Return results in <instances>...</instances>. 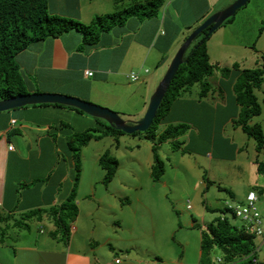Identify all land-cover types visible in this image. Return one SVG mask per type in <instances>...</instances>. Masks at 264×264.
Returning a JSON list of instances; mask_svg holds the SVG:
<instances>
[{"label": "crops", "instance_id": "crops-1", "mask_svg": "<svg viewBox=\"0 0 264 264\" xmlns=\"http://www.w3.org/2000/svg\"><path fill=\"white\" fill-rule=\"evenodd\" d=\"M220 1L168 0L157 16L147 19L131 16L124 24L104 32L95 44L86 43L84 34L73 29L58 37L32 42L16 59L29 92L73 96L141 118L171 59L192 30L211 12H215L214 8ZM48 2L52 13L84 23H90L98 15L121 10L122 5L123 8L129 6V0ZM259 20L263 23V13ZM232 23L216 30L221 32L222 39V44L218 46L219 56L222 46L240 45L241 37L233 34ZM212 45L210 37L208 49L211 61L222 65L223 59L212 56ZM225 53L228 55L232 52ZM259 54V51L253 53L250 64H260ZM236 62L232 59L229 66ZM240 65L242 68L250 67ZM149 66L156 68L152 74ZM86 70H91L93 75L85 74ZM133 70L144 73L140 80L131 81L127 77ZM237 75L236 69L230 72V78H226L228 80L221 75L220 85L227 89V95L222 94L221 89L217 92L215 88L207 96L201 97V89H191L178 98L162 119L158 134L170 125L191 123L197 130L193 129L190 136H194L197 143L205 142L204 138L209 137L212 147L221 153V157L231 153L234 159H242L244 171L251 173L252 189L245 192L239 185L231 190V195L244 202L249 191H256L264 216V174L259 173L257 163L264 160V154L259 153L256 147L253 151L245 149L247 140L246 143H239L227 135L231 127L235 134L238 129L241 130L234 123L240 112L233 87ZM262 90L256 91L259 100ZM97 127L103 125L95 117L63 105H29L0 112V212L18 218L30 210L61 206L71 193V167L75 162L68 145L72 135ZM10 146L13 148L10 149ZM76 204L82 205L81 201H76ZM81 210L83 215L82 207ZM43 220L51 225L50 233L39 227L29 231L18 228L8 231L6 241L0 244V264H201L203 227L196 223L195 217L185 222L189 230H199L196 259L192 262L186 261L185 257L167 258L162 254L149 253L150 249L146 252V248L139 243L119 244L112 241L113 236L109 233L99 241L94 240L95 244L102 246V250H97L77 220L67 230V238L59 232L55 222L47 217ZM81 220L78 218L79 222ZM172 230L173 227L166 234H171ZM181 230H184V226H181ZM256 241L262 243L263 239L257 237ZM108 243H111V248L104 251ZM218 257L223 258L222 252ZM258 258L264 264L261 252Z\"/></svg>", "mask_w": 264, "mask_h": 264}, {"label": "rangeland", "instance_id": "rangeland-1", "mask_svg": "<svg viewBox=\"0 0 264 264\" xmlns=\"http://www.w3.org/2000/svg\"><path fill=\"white\" fill-rule=\"evenodd\" d=\"M233 1L235 0H221L214 8L215 12L211 13L214 14L224 9ZM226 2L228 4L225 6ZM121 7L123 8V5ZM163 13L164 11L161 13V18H163ZM261 13L264 14V0H250L238 10L232 21L231 29L233 34H236L238 38L241 37L240 45L236 47L230 45L225 48L222 46L221 56L218 54L220 52L218 46L222 44L221 32L215 31L211 35L212 56L223 59L222 66L231 65V60L235 59L237 63L253 67L254 65L250 64L253 53L259 51L261 55L264 54V32L259 30L262 26V31H264V24L259 20ZM210 16L204 18L201 23ZM174 18L176 19V16ZM225 51L232 53L227 55ZM163 61L164 59L161 63ZM155 69L149 66L151 74ZM136 71L140 76L144 75L140 70ZM221 75L215 72L208 77V80L213 86L212 90L216 88L218 92L221 89L222 94L227 95V89L221 88L220 85ZM224 78L229 79L230 76H224ZM198 89H201L199 83L194 85L192 91ZM262 89H264V84ZM263 97L264 90L260 93L263 112L255 116L252 123H260L264 129ZM117 113L125 120L135 122L143 118L146 112L141 118L124 112ZM183 124H187L189 128L185 133L162 142L153 136L154 131L112 135V130L106 127H97L99 130L95 133L103 134V136L91 139L87 145H82L83 140L74 138L72 135L68 145L75 162L71 167L73 169V180L70 178L71 193L76 190L74 203L76 204V201L82 203L81 206L76 204L78 215L73 223L77 220L92 242L101 240L106 233H109L113 236L112 241L115 240L119 244L139 243L142 248H146V252L150 249L149 253L162 254L167 258L185 257L186 261L192 262L196 259L199 230H189L185 225L186 220L195 217L196 223L205 228L211 221L222 215L227 202L234 205L241 203L239 197L235 198L231 195V190L237 189L239 185H242L241 190L245 192L251 188L252 176L251 173L244 171L243 160L234 159L231 153H225L227 156L221 157V153L219 154L217 149L212 147L209 137L204 138L205 142L197 143L195 137L190 136L193 129L195 131L197 129L192 127L191 123L183 122ZM232 128L228 129L227 135L239 143L247 140L248 145L244 144L245 149L253 151L257 146L256 139L250 137L242 128L238 129L235 134L236 131ZM211 131L213 132V128ZM154 147H157V153L164 161L166 170L158 181L152 176V166L155 161ZM106 151H109L119 161L116 176L109 182L106 181V170L100 162L101 156ZM65 157H67L66 154ZM189 204L192 208H188ZM81 207L84 209L83 215ZM226 215L238 225L244 223L242 219L234 218L230 212ZM78 218L82 220L79 222ZM63 220L65 223L56 227L66 237L67 229L72 222L66 217H63ZM28 224L27 228L18 227V229L29 231L39 227L47 230V233L51 231V225L44 220L30 219ZM181 226H184V230H181ZM172 227L173 232L167 235L166 232ZM94 247L102 250V246L95 242ZM109 248H111V243L105 245L104 251ZM135 252L142 253L143 250ZM260 252L264 255L263 249ZM220 254L219 249L213 252L216 264H220L217 261Z\"/></svg>", "mask_w": 264, "mask_h": 264}, {"label": "trees", "instance_id": "trees-1", "mask_svg": "<svg viewBox=\"0 0 264 264\" xmlns=\"http://www.w3.org/2000/svg\"><path fill=\"white\" fill-rule=\"evenodd\" d=\"M167 1L129 0V6L113 13L98 15L90 23H84L52 13L48 0H0V100L29 93L16 57L32 42L51 36L58 37L75 29L84 34L86 43L95 44L100 40L104 32L111 30L117 25L124 24L131 16H137L141 19L157 16ZM234 18L235 16L227 19L223 26L231 23ZM262 29L261 27V32ZM207 33L208 30L203 31L188 48L185 61L179 67L153 124L147 131H154L153 136L159 138V142L185 133L189 129L188 125L180 123L170 125L162 133L158 134L162 119L169 111L171 104L187 94L197 83L201 85V97L207 96L213 88L208 80L210 75L219 72L226 77L233 69H236L238 75L233 87L236 100L240 105V112L234 123L240 126L250 137L256 139L257 151L264 154L263 126L260 123H252L253 118L262 113V104L256 91L262 89L264 84V54L261 55L262 62L255 67L242 68L237 62L231 67L222 66L211 61L207 44L211 35L206 38ZM67 107L83 112L76 107ZM96 119L102 122L103 127L112 130V135L125 133L123 130L116 129L104 119ZM98 130V128L88 129V131L75 134L74 138H81L83 140L82 145H87L91 139L103 136V134L97 135L95 133ZM157 150V147H154L155 161L152 166V176L154 180L158 181L166 170L164 161L160 159ZM100 162L106 170V181H111L116 176L119 161L109 151H106L101 156ZM257 163L259 173L264 174V160H258ZM75 192L76 190L72 191L70 197L61 206L30 210L22 214L21 219L19 217L17 219L13 214L0 212V244L6 241V235L11 228L20 227L25 229L29 226L28 220L30 219L42 221L47 217L59 227L60 224L65 223L63 217L73 222L78 215V210L74 203ZM228 212L230 211L223 209L221 216L211 221L207 227L201 229L202 254L200 263L215 264L213 252L215 249H219L223 255V260L220 264H261L260 262H254V258L258 257L259 254L255 234L247 230L245 225H238L232 222L226 215ZM232 215L236 218L233 213Z\"/></svg>", "mask_w": 264, "mask_h": 264}, {"label": "water", "instance_id": "water-1", "mask_svg": "<svg viewBox=\"0 0 264 264\" xmlns=\"http://www.w3.org/2000/svg\"><path fill=\"white\" fill-rule=\"evenodd\" d=\"M250 0H235L224 9L212 14L207 20L197 26L186 38L172 59L165 75L159 82L156 90L151 96L148 109L138 121L130 122L125 120L119 113L108 108L95 104L90 101L82 100L77 97L68 96L59 93H40L29 92L12 96L0 100V112L12 110L29 105L38 104H61L76 107L86 114L106 120L116 129L123 130L125 133L132 134L137 131H147L153 124L158 110L165 98V95L174 79L179 67L185 61V55L193 41L205 30H208L206 38L212 35L216 30L223 26L224 22L236 15L238 10L244 7Z\"/></svg>", "mask_w": 264, "mask_h": 264}, {"label": "built area", "instance_id": "built-area-1", "mask_svg": "<svg viewBox=\"0 0 264 264\" xmlns=\"http://www.w3.org/2000/svg\"><path fill=\"white\" fill-rule=\"evenodd\" d=\"M145 71L148 72V70ZM85 74L93 75V72L91 70H86ZM127 77L131 81H138L141 79L140 74L136 70L129 72ZM9 148L12 149L13 146H10ZM259 199L258 193L252 190L249 191L244 202L236 205L227 202V207L225 208L232 212L236 218L242 219L247 230L255 234L256 238L260 237L263 239L262 243H257L258 252L261 249L264 250V216L259 208ZM188 208H192L191 204L188 205ZM217 260L218 262H222L223 259L219 257ZM254 262H259V258L255 257Z\"/></svg>", "mask_w": 264, "mask_h": 264}, {"label": "clouds", "instance_id": "clouds-1", "mask_svg": "<svg viewBox=\"0 0 264 264\" xmlns=\"http://www.w3.org/2000/svg\"><path fill=\"white\" fill-rule=\"evenodd\" d=\"M222 258V257H221ZM223 259V258H222ZM218 261V260H217ZM220 263V262H219Z\"/></svg>", "mask_w": 264, "mask_h": 264}]
</instances>
